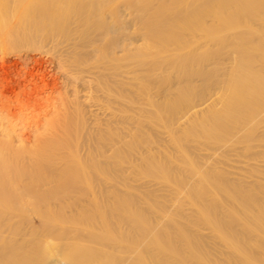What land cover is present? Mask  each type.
<instances>
[{"label": "rangeland", "instance_id": "obj_1", "mask_svg": "<svg viewBox=\"0 0 264 264\" xmlns=\"http://www.w3.org/2000/svg\"><path fill=\"white\" fill-rule=\"evenodd\" d=\"M75 24L73 23L74 26ZM73 25L70 27L77 31L72 29V35L68 37L71 39L65 40L71 42L76 39L77 43H82L81 37L85 29H79L77 24L74 28ZM251 25L254 29L259 28L253 21ZM49 33L51 32L45 31L46 37L42 41L20 49L25 52L28 49L27 53L34 51L30 55L42 57L43 63L40 65H48L47 68L41 66L33 73L34 77L60 80L59 86L48 91L49 102L60 103L65 92L70 95L76 90L79 94L77 102L82 109L81 113L78 111L81 116L74 110V105L69 112L71 119L69 116L68 141L73 146L69 156L73 162L83 163L86 176L90 170L89 179L95 180L98 177L103 182L101 179L105 178V174L102 175L101 171L105 170L111 181L122 183L120 185L114 182L111 187L114 192L110 191L111 193H65L66 204L61 211L62 217L77 222L78 225L75 227L64 224L61 231L82 239L86 243V251L102 245L106 249L103 261L106 264H143L144 259L151 261V258L164 260L166 264H236L233 261L235 252L226 243L225 237L239 233L242 225L252 224L253 214L257 212V205L253 207L248 203L253 193L246 192L257 183L264 184V112L253 114L238 111L231 114L225 100L220 97L216 101L213 97L214 102L209 101L207 108L204 106L208 103L198 105L214 94L220 96L227 83L237 84L234 81L239 78L240 70L232 67L231 61L236 56L232 50L227 47L217 48L213 44L203 47V41L199 40L200 48L183 55L189 58L185 68H169L166 60L159 65L140 63L138 68V65L131 62L136 53L130 52L126 53L125 60H116L118 64L116 61H111L112 65L109 62L116 70L114 71L110 65L108 69L103 66L105 63L108 65L109 58L104 56L101 48L95 52L89 50L88 54V49H83L86 57L81 56L84 54L80 49L76 50L78 56L62 52V61L56 60L58 49H62L59 47H64L69 42L64 40L66 44L63 41V45L55 48L48 40ZM91 38L93 41L98 40L97 34L91 35ZM97 44L100 42L97 41ZM0 52L6 51L0 48ZM101 53L104 58H108H105L107 62L101 57ZM142 55L143 59L150 60V54ZM45 59L52 62L45 64ZM120 62L129 66L124 67ZM75 65L80 71L84 67L86 70L83 69V73L79 70L77 72ZM100 67L103 71L110 70L104 71L109 76H105L106 73ZM95 69H101L103 74L99 71L101 75L99 73L98 77ZM199 71L203 72V76L194 75L192 82L185 81L184 72L196 74ZM63 73L76 78L80 76L82 81L88 79L85 82L79 79L76 82L78 84L73 80L75 85L72 80L67 81ZM83 75L86 76L82 77ZM112 75L115 79L110 78ZM90 77H94L93 80ZM106 82L108 85L105 86L110 90L104 88L106 93L101 92L99 88ZM242 85L248 86L245 81L237 86L240 88ZM190 105H198L197 115L192 111L193 115L188 114ZM96 106H99L98 111ZM202 107L204 108L200 110ZM106 122L108 125L102 124ZM84 139L91 142L90 145ZM74 143L78 146L77 150ZM87 147L92 149L90 155ZM94 168L98 171L102 169L100 176H95ZM242 189L245 193H240ZM239 206H244L245 212L241 213ZM235 213H241L240 218L235 219ZM16 223L17 220L12 219L4 227V233ZM35 224L38 225L37 220L33 221V225ZM25 230L24 227L23 231ZM104 230L110 232L108 240L103 237ZM91 232L99 233L97 238H92ZM257 233L255 237L251 235L246 240L254 244L250 238H256L260 234ZM263 234L260 236L263 237ZM21 241L20 239L19 244L24 245ZM263 245L264 241L261 246ZM254 250L258 253L256 247ZM254 250L250 251L254 253Z\"/></svg>", "mask_w": 264, "mask_h": 264}, {"label": "bare ground", "instance_id": "obj_2", "mask_svg": "<svg viewBox=\"0 0 264 264\" xmlns=\"http://www.w3.org/2000/svg\"><path fill=\"white\" fill-rule=\"evenodd\" d=\"M252 21L259 28L254 29L251 25ZM72 22L76 23L79 29H85L84 32L82 31V37L80 34L83 41L78 39L82 43H77L76 39L68 41L69 43L65 40L72 35L70 34L73 29L70 27L73 25ZM45 31L51 32L48 40L55 48L64 40L68 43L66 45L68 48L59 47L63 50L58 49L56 60L62 59V52L77 55L76 50L80 49L84 54L81 56H85L83 49H88L86 50L88 54L89 50L95 52L101 48L103 49L101 52L105 53V55L101 53V57L107 55L109 58L105 57L108 59L107 62L103 57L108 65L102 60L106 66L103 65L104 63L102 65L107 69L109 62L121 61L126 57V53L130 52L136 53L131 62L138 65V68L140 63L159 65L165 60L169 68L177 66L185 68L189 58L183 55L192 53L195 48H200L199 40L203 41V47L213 44L217 48H230L236 55L231 61L232 67L240 70L239 78L234 81L237 84L227 83L220 96L214 94L198 105L204 106L209 101L214 102L213 97L215 101L220 97L225 100L231 114L238 111L259 114L264 112V0H0V48L6 51L0 52V264H27L28 262L29 264H106L103 262L106 249L102 245L86 251L84 248L86 243L82 239L61 231L64 224H72L75 227L78 225L77 222L65 220L62 217L61 211L66 204L65 193H111V187L116 180L111 181L107 171H101L102 169L100 170L102 175L105 174V178L101 179L103 182L99 181L98 177L95 180L89 179L90 170L86 176L83 163H75L69 156L72 149V144L70 145L68 141L69 112L74 105L77 114L81 113L82 109L77 102L79 94L76 90L70 95L65 92L60 103L49 102L48 91L59 86L60 80L53 77L50 79L34 77V72L41 66L47 68L48 65H40L43 59L39 55L35 58L30 55L31 52L27 53L28 49L26 52L20 49L25 45L30 46L42 41L46 37ZM93 34H97V41L100 44L92 40ZM65 41L63 44H66ZM143 53L150 54L149 61L142 58ZM129 57H131L130 54ZM44 62L49 64L52 61L45 59ZM94 64L93 66L98 65ZM120 64L124 67L129 66L126 63L124 65V62ZM111 68L114 70V67ZM122 68L119 70L122 71ZM76 69L77 72L80 71L77 66ZM101 69L103 71V68ZM101 69L97 70L98 72L95 69L98 77L101 75L99 72ZM82 70L80 73H83ZM104 71L110 70L104 69ZM64 73L67 81L74 80L76 83L79 79L81 80L80 76L76 78L72 74L73 77ZM202 73L201 71L196 74L184 72L183 76L186 82H192L194 75L203 76ZM100 78L102 81V77ZM110 78H114L113 75ZM231 79L234 80L232 77ZM244 81L248 86L242 85L239 88L237 85ZM106 84L108 85L107 82L104 85L102 83L103 86L99 88L101 92L106 93L110 90L105 86ZM86 86L89 87V85ZM106 96L103 95V97ZM96 102L98 104V100ZM198 105H194L195 107L190 105L188 114L196 113L197 115ZM209 105L210 103L204 107L207 108ZM92 106L95 107L93 104ZM98 107L96 106V111ZM80 113L78 116H81ZM79 120L82 122L81 118ZM102 124L106 126L108 122ZM75 134L78 135V133ZM75 147L77 150L78 146ZM90 149H87L89 155L92 151ZM97 149L99 151V147ZM84 151L86 153V148L83 154ZM100 171L95 169L96 175H94L100 176ZM116 184L122 183L118 181ZM247 191L246 193H253L248 203L253 207L257 205V212L253 214L254 218L251 222L253 225H242L239 233L225 237L226 243L235 252L233 261L236 264H264V245L261 246L264 236H260L264 233V196L262 195L264 184L257 183ZM240 193L245 192L242 189ZM238 210L243 213L246 208L239 206ZM241 213H235V219L240 218ZM12 219H16L17 223L5 234L4 227ZM34 219L37 220L38 225H33V221H36ZM260 226L263 228L261 229ZM24 227L25 231H23ZM259 228L262 233L260 230L256 231ZM103 232V237L108 240L110 232L105 230ZM257 232L260 234L258 235ZM91 233L92 238H97L99 234ZM256 233L260 237L259 242L258 236L254 239L250 238L255 245L246 240L251 235L255 237ZM20 239L24 245L19 244ZM255 247L259 255L255 252ZM251 248L254 253L250 251ZM143 264H166V262L151 258V261L144 259Z\"/></svg>", "mask_w": 264, "mask_h": 264}]
</instances>
